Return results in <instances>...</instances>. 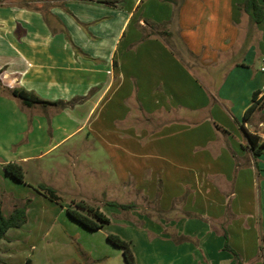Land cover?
<instances>
[{
    "label": "crops",
    "instance_id": "1",
    "mask_svg": "<svg viewBox=\"0 0 264 264\" xmlns=\"http://www.w3.org/2000/svg\"><path fill=\"white\" fill-rule=\"evenodd\" d=\"M244 1L39 0L52 7L47 23L0 0V200L29 191L49 201L35 190L46 182L105 214L141 195L163 217L134 226L136 264H238L226 243L242 264H264V154L253 157L244 130L264 140V107L244 121L254 93L264 98V21L253 25ZM147 23L170 35L143 40ZM16 88L76 105L29 108ZM9 163L25 183L7 175ZM12 240L1 242L0 264Z\"/></svg>",
    "mask_w": 264,
    "mask_h": 264
},
{
    "label": "rangeland",
    "instance_id": "2",
    "mask_svg": "<svg viewBox=\"0 0 264 264\" xmlns=\"http://www.w3.org/2000/svg\"><path fill=\"white\" fill-rule=\"evenodd\" d=\"M17 1L19 3L23 2L22 0ZM246 24L247 20L245 21V25ZM86 25L79 26L82 29H85ZM197 37L198 39L201 38L200 35H197ZM242 41H240L239 43L238 50ZM75 53L77 55H80L77 50H75ZM229 57H231V55L228 56V58ZM197 72L200 73L199 71ZM206 82L209 81L206 79ZM2 87L1 90L3 89ZM2 91L3 93L6 92L5 90ZM2 124L6 125V120L1 119L0 126ZM10 129L12 137H15L17 130L16 127H11ZM27 135L28 133L26 134L25 139ZM20 137L21 136H18L16 139L20 140ZM25 139L24 141H26ZM20 145L22 144H18L14 148H17ZM42 165L45 167L48 174L51 173V157H48L44 161H42ZM37 178L38 176L29 174L27 180L30 182L33 181V183L35 184V180ZM45 179L48 178L45 176ZM45 183L46 182H42V184ZM37 184L40 185L39 182H37ZM20 189L23 190L22 188ZM159 191L160 188L158 192ZM56 192L60 194V192ZM62 194L66 195V197H69V195H67L65 192H63ZM159 195H161V193ZM35 196L36 195L34 192L31 193L28 191V194H26L24 199H19L16 197V200L14 201L13 199L9 198L0 200L3 211H5L6 214H10L13 211V208H11V206L13 205V203H16L17 207L26 206L28 215L27 223L20 229L11 230L5 239H13V249L11 251L12 254L6 257L7 262L4 264H127L123 249L116 247L113 243H111L107 239L106 235H119L126 241L129 240L132 245L130 237H133L135 241H137V243L139 242V240H137L139 238V235L136 233L137 231L134 226L138 227L141 224L143 225L145 221L160 223L163 217L158 209L156 200H153L154 202H152L147 198L143 199V197L140 195L138 201L139 205H137L136 203L129 204L128 202L124 204H132L135 207L129 210H122L120 208H117V211L115 210L117 215L120 214L123 218L116 217L113 214L115 213V211L111 210H114L115 207L108 209L105 212V215L111 220L110 224L106 225L99 231H90L70 218L69 215H67V213L65 212L66 208L71 204V199L62 198L61 203L65 207V210H63L60 204L51 203L40 197L39 199H35ZM29 200L30 202L27 204ZM118 200L120 203L131 201L130 198L127 197ZM32 203H34V205L31 207L30 205H32ZM123 211H125L124 214L122 213ZM131 211H135V213L137 214L132 216ZM42 215H45V217L47 216V220H50V222L54 220L55 223L52 226H49V222L42 221ZM125 217L130 220L128 225L130 227L124 228L120 226L121 221H124ZM164 218L167 220L168 216H164ZM169 220L170 219H168V221ZM17 235L20 236L19 240L16 239ZM11 236L13 238H11ZM125 237H128V240Z\"/></svg>",
    "mask_w": 264,
    "mask_h": 264
},
{
    "label": "trees",
    "instance_id": "3",
    "mask_svg": "<svg viewBox=\"0 0 264 264\" xmlns=\"http://www.w3.org/2000/svg\"><path fill=\"white\" fill-rule=\"evenodd\" d=\"M23 2H20V5L22 7L41 11L44 16L46 22L49 23L51 19V5L44 3L43 5H38L37 1L34 0H22ZM165 1H173V0H165ZM116 2H108L109 5L114 6ZM239 9H241L245 14H247L250 18V21L253 25H259L264 21V5L260 3L259 0H245L244 3L239 5ZM53 18L54 15H52ZM49 21V22H48ZM147 27L143 28V40H146L154 35H170L169 32L161 30V26L154 24V23H147ZM70 41V40H69ZM75 48V47H74ZM80 53V50L78 48H75ZM1 74L0 71V86L2 87V80H1ZM4 90V87H2ZM1 90V91H2ZM3 92V91H2ZM10 94L22 102L23 105L26 107L32 108L35 106H55L60 109H66L70 106L76 105V101L72 102H64V101H58V102H49L41 99L36 94L29 92L25 89L16 88L10 90ZM261 91H257L253 95V103L252 105L246 110L244 114V121L248 122L251 120L254 113L262 109L264 107V98L259 99V96L261 95ZM245 134L248 140V146L246 147L251 151L253 154V157L257 160L260 156L264 154V140L257 134H252L248 132L246 129ZM258 166V165H257ZM4 170L7 173V175H10L13 177L16 181L20 183H25V173L23 168L19 164L15 163H9L4 166ZM35 190L43 195L45 198H47L49 201L60 204L62 208L64 206L62 205L61 201L62 199L58 195V193L50 186L46 184H40L37 187H35ZM30 202V200L27 202V204ZM110 205L115 206L117 208H120L122 210H129L135 207L134 205H119L115 203H111ZM66 213L69 215L70 218H72L74 221L81 224L83 227L90 231H99L103 229L106 225L110 224L111 220L103 213L101 212L100 208L93 207L89 204H87L85 201H71V204L69 207L66 208ZM28 221V215H27V207H15L13 211L10 214H6L5 211H3L2 204L0 203V246L1 242L6 239L7 233L11 229H20L22 228ZM225 237L228 238L227 234L225 233ZM107 239L113 243L116 247H119L123 249L124 257L126 259L127 264H136L135 256L131 247V243L122 239L118 235L109 234L107 236ZM225 248L229 251H231L238 264H242L240 260V256L233 251V249L226 243ZM261 251L264 253V239H262V245H261ZM30 262V261H29Z\"/></svg>",
    "mask_w": 264,
    "mask_h": 264
},
{
    "label": "built area",
    "instance_id": "4",
    "mask_svg": "<svg viewBox=\"0 0 264 264\" xmlns=\"http://www.w3.org/2000/svg\"><path fill=\"white\" fill-rule=\"evenodd\" d=\"M263 71H264V68H263Z\"/></svg>",
    "mask_w": 264,
    "mask_h": 264
}]
</instances>
